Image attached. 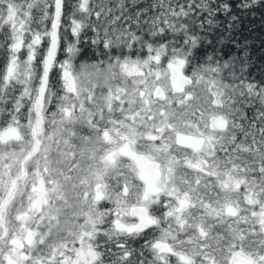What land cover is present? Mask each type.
Listing matches in <instances>:
<instances>
[{
  "label": "snow or ice",
  "instance_id": "obj_1",
  "mask_svg": "<svg viewBox=\"0 0 264 264\" xmlns=\"http://www.w3.org/2000/svg\"><path fill=\"white\" fill-rule=\"evenodd\" d=\"M257 13L0 0V264H264Z\"/></svg>",
  "mask_w": 264,
  "mask_h": 264
},
{
  "label": "trees",
  "instance_id": "obj_2",
  "mask_svg": "<svg viewBox=\"0 0 264 264\" xmlns=\"http://www.w3.org/2000/svg\"><path fill=\"white\" fill-rule=\"evenodd\" d=\"M238 35L241 41L244 39L252 41V54L257 60L258 67L259 63L264 61V19L261 18V14L257 13L255 18L245 19ZM252 71L259 75L256 67Z\"/></svg>",
  "mask_w": 264,
  "mask_h": 264
}]
</instances>
